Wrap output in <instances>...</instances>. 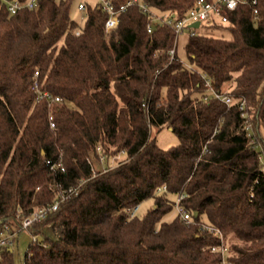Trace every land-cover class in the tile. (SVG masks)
<instances>
[{
    "label": "trees",
    "instance_id": "1",
    "mask_svg": "<svg viewBox=\"0 0 264 264\" xmlns=\"http://www.w3.org/2000/svg\"><path fill=\"white\" fill-rule=\"evenodd\" d=\"M146 1L177 16L197 2ZM252 1L217 26L229 38L190 36L188 64L175 28L149 33L137 5L111 33L108 13L90 4L84 26L72 0L16 15L0 5V231L77 188L27 229L24 264H220L216 230L231 264H264V0ZM35 84L52 98L39 100ZM163 127L177 146L157 144L152 129ZM97 147L106 171L95 169ZM178 199L190 221L165 219ZM0 264H15L12 249H0Z\"/></svg>",
    "mask_w": 264,
    "mask_h": 264
},
{
    "label": "built area",
    "instance_id": "2",
    "mask_svg": "<svg viewBox=\"0 0 264 264\" xmlns=\"http://www.w3.org/2000/svg\"><path fill=\"white\" fill-rule=\"evenodd\" d=\"M248 0H197L196 4L184 15V16H177L176 14H172L170 12H163L159 11L155 8H152L148 5L146 0H129L127 3L121 5L120 7L116 6L115 0H95V3L92 5L100 9L103 12L108 13L109 17L105 23V29L107 33H111L118 29L119 21H120V14L125 12L129 7L133 5H137L143 13H145L148 18L149 22L147 24V31L149 33L153 32L155 27L160 26H173L176 32V44L177 47V39L179 35L182 34L185 28L190 30V36L197 34V29L192 28L191 24L199 22L200 27L205 24L207 26H227L229 24L228 14L230 12L236 11L241 5H246ZM253 5H256V0L252 1ZM0 5H5L10 15H16L19 12L27 9L33 10L36 9L39 5V0H0ZM87 2H82L78 5V10L80 12H85L87 10ZM255 14H258V10H255ZM199 27V28H200ZM198 28V29H199ZM76 34H80V30L76 31ZM176 47L170 51L171 58L174 59L176 53ZM34 90L38 93V99L48 98L51 99V95L48 92L40 91V87L38 84H35ZM215 97L221 99L222 101L226 102V104H230L231 98L228 96H223L214 93ZM56 101H61V98L56 97ZM240 109H244V104L240 105ZM243 117L246 114L243 112ZM51 127H55V122L53 121V117H50ZM245 129L250 130L251 124L249 120L245 122ZM97 151L99 154V161L102 162L104 165L106 161V157L101 153L100 147H97ZM126 155V151H121ZM114 160H116V156H114ZM119 161L116 166L120 164ZM50 163V162H49ZM116 166H110V168H114ZM61 165H52V168H60ZM62 171L64 168L61 167ZM103 170H108L107 168L103 167ZM166 186L163 185L159 188V191H165ZM77 194V188H71L68 192H65L61 195L60 200L55 201L52 205L48 207H44L42 209H38L32 213V215L28 216L22 221V227L13 229L12 226L9 224H5L3 226V230L0 231V249L4 248H11L14 246L15 242L17 241L18 234L23 229H28L32 226L35 222H39L42 219L46 218L49 213L58 209L60 202L67 199L70 195ZM180 200L178 199L176 204V212L180 214L184 220L190 221L191 215L189 212L185 211L183 207L179 204ZM137 206L133 210L129 211L130 217H134L137 215ZM211 229V228H209ZM213 230V229H211ZM218 233L222 240V245L219 247L213 248L214 252H220L222 254V260L220 264H231L229 260V248L225 243H223V237L219 231H215Z\"/></svg>",
    "mask_w": 264,
    "mask_h": 264
},
{
    "label": "rangeland",
    "instance_id": "3",
    "mask_svg": "<svg viewBox=\"0 0 264 264\" xmlns=\"http://www.w3.org/2000/svg\"><path fill=\"white\" fill-rule=\"evenodd\" d=\"M82 2H87L88 4L93 5L95 3V0H72L71 17L81 26H84L86 21V13L80 12L78 10V5ZM196 32L198 34L214 36V37H222V38L230 37L229 32L226 31L225 29L217 28L214 26H207L205 24H203L199 29H197ZM189 37H190V30L188 28H185L182 34L179 35L177 39L178 56L185 64H188V58L186 56L185 47ZM260 131H262L261 132L262 134L264 133L262 128ZM151 134L153 138H156L157 144L163 149H168L173 146H177L180 142L178 136L167 127H163L160 130L153 128ZM114 156H116V160H114ZM114 156L110 157V165L112 166H116L119 161H123L126 159V155L120 152ZM94 162H95L94 166L96 170H101L103 169V167L105 168L104 166L105 163L103 165L101 161H94ZM162 194L172 197L167 193H162ZM152 205H153V200H148L143 202L141 205H139L137 214L139 216L144 215L145 212ZM176 214H177L176 209H174L167 217H165V219L172 220L176 216ZM32 241L33 238L27 229H23L19 232L17 241L15 242L14 246L10 248L13 250L15 264H24L26 252Z\"/></svg>",
    "mask_w": 264,
    "mask_h": 264
},
{
    "label": "water",
    "instance_id": "4",
    "mask_svg": "<svg viewBox=\"0 0 264 264\" xmlns=\"http://www.w3.org/2000/svg\"><path fill=\"white\" fill-rule=\"evenodd\" d=\"M191 27L198 29L200 27V23L199 22L193 23L191 24Z\"/></svg>",
    "mask_w": 264,
    "mask_h": 264
}]
</instances>
